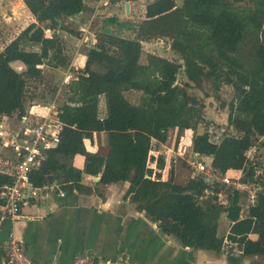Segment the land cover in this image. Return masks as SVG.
I'll return each instance as SVG.
<instances>
[{
  "label": "trees",
  "instance_id": "16d2710c",
  "mask_svg": "<svg viewBox=\"0 0 264 264\" xmlns=\"http://www.w3.org/2000/svg\"><path fill=\"white\" fill-rule=\"evenodd\" d=\"M123 1L139 0H110ZM24 3L36 22L0 52V122L28 116L29 82L48 81L45 65L69 68L61 32L78 33L65 20L82 17L90 6L88 0ZM163 38L171 40L170 50L182 63L151 54L143 64V43ZM94 40L83 44L85 67L65 86L60 144L31 174L32 185L58 183L65 191L92 195L100 192L83 184L85 175L100 177L98 184L103 186L128 182L126 199L183 247L222 253L223 241L211 242L209 234L218 230L224 217L233 223L227 237L229 253L264 257V162L248 156L264 147V0H184L180 7L176 0H154L146 6L135 39L102 31ZM34 46L39 51L28 50ZM15 63L25 71L15 69ZM181 72L187 79L183 86L178 84ZM205 86L217 100L224 86L234 92L229 104L222 102L229 112L228 129L218 143L208 131L197 134L206 105L191 90L205 93ZM58 89L55 85L44 90L41 99H54ZM134 94L138 98L132 101ZM100 134L105 135L106 153L98 151ZM171 138L177 153L190 139L193 153L212 158L222 175L242 172L240 182L248 189L207 185L192 176L185 161L154 155ZM79 156L86 158L83 171L74 165ZM184 169L188 177L178 182L176 170ZM7 184L13 180L0 176V190Z\"/></svg>",
  "mask_w": 264,
  "mask_h": 264
},
{
  "label": "crops",
  "instance_id": "0c3cea01",
  "mask_svg": "<svg viewBox=\"0 0 264 264\" xmlns=\"http://www.w3.org/2000/svg\"><path fill=\"white\" fill-rule=\"evenodd\" d=\"M100 2L92 6L94 11L89 6L83 15L94 12L95 16L99 10L97 7L101 6ZM4 5L10 12L5 15L9 24L22 18L30 21L22 29L24 31L36 22L24 0H4ZM74 22L65 20L68 27ZM70 28L73 30L74 27ZM62 32L73 37L71 43L78 41V48L92 37L83 26L76 30L78 35ZM64 40L66 43L67 37L64 36ZM11 42L12 40L0 52ZM76 52L69 68L81 70L85 67L86 57L80 53V49ZM22 68H19V72L25 71V67ZM100 136L105 138L104 134ZM88 151L90 152L89 148ZM171 154L168 153L169 157ZM85 159L84 156L76 158L74 165L79 171L84 170ZM182 174L176 170L175 178L184 183L188 175L182 178ZM99 181L100 177L85 175L83 184L97 188L100 194L86 195L77 191H65L63 196L45 201L27 200L18 217H0V247L7 245L9 234L14 232L17 239L26 243L30 257L43 264H72L73 257L79 253H92L105 261H115L119 254L126 253L130 257V264L264 263V257L246 258L239 252L229 253L226 250L225 243L233 223H220L218 230H212L209 234V241H223L220 254L183 247L175 238L164 234L157 224L139 213L130 199H126L130 186L128 182L103 186L98 184Z\"/></svg>",
  "mask_w": 264,
  "mask_h": 264
},
{
  "label": "built area",
  "instance_id": "2783aa9c",
  "mask_svg": "<svg viewBox=\"0 0 264 264\" xmlns=\"http://www.w3.org/2000/svg\"><path fill=\"white\" fill-rule=\"evenodd\" d=\"M109 0H101L108 5ZM99 9V7H97ZM75 77L71 68L65 72L54 99L38 103L32 113L20 119V127L12 131L0 122V176L13 180L12 185H4L0 190V217L15 218L21 215L22 206L27 200L43 201L61 197L65 194L63 185L55 183L43 188L32 185L30 176L40 169L48 160L51 151L55 150L61 140L65 124L60 118L63 106L65 86ZM7 153V154H6ZM168 153H174L168 149ZM156 156L159 153H155ZM199 156L198 154H194ZM194 178L202 179L207 185H220L233 191H244L247 186L241 184L242 172L222 175L212 164L206 161L190 162ZM209 193V192H208ZM221 200L223 199L220 195ZM227 249L229 246L226 241ZM130 257L121 253L115 261H105L92 253H79L73 257L72 264H130ZM0 264H43L32 259L26 243L16 238L14 232L9 234L8 243L0 247Z\"/></svg>",
  "mask_w": 264,
  "mask_h": 264
},
{
  "label": "rangeland",
  "instance_id": "374dc122",
  "mask_svg": "<svg viewBox=\"0 0 264 264\" xmlns=\"http://www.w3.org/2000/svg\"><path fill=\"white\" fill-rule=\"evenodd\" d=\"M154 0H139L134 2H119V3H112L109 0L108 5H102L100 6L98 12L94 16V12L87 13L83 15L82 17H78V19H74V24L70 25V27H74L73 31L76 32L80 29V27H85L89 30L91 35H89L90 40L94 39V35H96L99 32H109L113 35L120 36L122 38L133 40L137 36V27L139 24L145 19L146 14V6L153 2ZM184 0H176L178 6H182ZM100 0H90L89 5L90 7L95 6L96 3H98ZM101 3V2H100ZM127 3L130 4V14L128 15L126 12V5ZM20 9V8H19ZM93 9L90 8V10ZM94 11V9H93ZM10 12L5 9L4 0H0V49L6 46V44L9 41H13L17 34L19 35L20 32H23V28L30 22L25 19H16L13 24H9L8 21L5 19V15ZM93 16V17H92ZM109 19H114L115 23L112 25H109L107 21ZM23 20V21H22ZM77 33V32H76ZM47 35L51 37V33L47 32ZM64 36L67 37L66 45V55L68 59L72 61V58L76 56V51L81 49L87 42L83 43L79 46V42L76 41V43H71L73 37L65 32H61V37L64 40ZM81 40V39H80ZM65 41V40H64ZM94 41V40H93ZM171 44V40L169 38H163L160 40L154 39L149 42L143 43L144 47V53L142 55L141 62L143 64L147 63V56L148 55H157L160 57H164L166 59L182 63L180 60V57L175 54L173 51L170 50L169 45ZM38 46L29 47L28 50H34L39 51ZM15 69L19 71L20 67H23L22 65H14ZM22 68V69H23ZM21 69V70H22ZM44 71L47 75L48 81L45 82L44 85H41L39 82L30 81L29 82V90H28V105L27 110L29 113H32L35 108V106L38 103L44 102L42 100V93L44 90L46 92H49L52 90V87L55 85L61 86V83L64 79L65 72L67 71L66 68H60V69H54L51 68L49 65L44 66ZM73 73H76L75 67L72 69ZM187 82V79L183 72L180 73L178 77V84L183 86ZM205 93H202L198 90L194 91L191 90V94L196 95L200 99H202L206 105V109L204 110L205 113V121L199 125L197 128V134H202L206 131H208L212 135V140L216 143L220 142L223 138L224 133L228 129V109L222 108V102L229 104L234 97L233 88L229 86H224L220 92V100H217L216 97L213 94V91L210 90L208 86H205ZM206 93L211 95V97L206 98ZM132 101L137 100L138 95L134 94L130 96ZM64 99H62L63 101ZM50 101V100H49ZM65 101V100H64ZM102 112H105V99L102 98ZM5 125L9 127L10 130L16 131L19 129L20 125V119L17 117V115L4 119ZM232 131V130H231ZM233 132V131H232ZM175 132H172V134ZM264 141V139H262ZM174 138H171L168 142V144L165 146L158 147L157 152L162 156L169 157L167 154L168 149L174 150ZM190 139L186 141V139L181 143L180 149L181 151L178 152V154L172 153L170 156L173 158L175 162H177V159L185 161V163L189 166L191 169L190 162H196V161H206L207 164L211 165L213 159L207 158V157H200L195 156ZM97 144L99 145V150L101 153H106L107 146H106V139L102 138L100 135L97 136ZM177 153V152H176ZM249 158L251 160H255L256 162L262 161L264 162V147H257L249 152L248 154ZM181 158V159H180ZM176 164V163H175ZM179 164V163H178ZM177 166V164H176ZM180 167V165H179ZM171 170V166H170ZM182 178H184L186 175H188V170H182ZM191 171V170H190ZM251 189V188H250ZM253 189V188H252ZM251 189V190H252ZM254 191V190H252ZM222 202L225 203V199L223 197ZM220 223H229L228 220L224 219L222 217ZM226 250H227V244L225 243ZM224 246V247H225Z\"/></svg>",
  "mask_w": 264,
  "mask_h": 264
},
{
  "label": "water",
  "instance_id": "95a60500",
  "mask_svg": "<svg viewBox=\"0 0 264 264\" xmlns=\"http://www.w3.org/2000/svg\"><path fill=\"white\" fill-rule=\"evenodd\" d=\"M126 12L128 15L130 14V4L129 3H127L126 5Z\"/></svg>",
  "mask_w": 264,
  "mask_h": 264
}]
</instances>
